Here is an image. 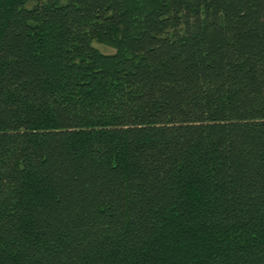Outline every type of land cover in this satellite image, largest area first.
<instances>
[{
    "label": "trees",
    "instance_id": "obj_1",
    "mask_svg": "<svg viewBox=\"0 0 264 264\" xmlns=\"http://www.w3.org/2000/svg\"><path fill=\"white\" fill-rule=\"evenodd\" d=\"M0 264H264V0H0Z\"/></svg>",
    "mask_w": 264,
    "mask_h": 264
},
{
    "label": "rangeland",
    "instance_id": "obj_2",
    "mask_svg": "<svg viewBox=\"0 0 264 264\" xmlns=\"http://www.w3.org/2000/svg\"><path fill=\"white\" fill-rule=\"evenodd\" d=\"M99 48H100V51H102L103 53H113L114 52L112 48H109V47L104 46V45L99 46Z\"/></svg>",
    "mask_w": 264,
    "mask_h": 264
}]
</instances>
